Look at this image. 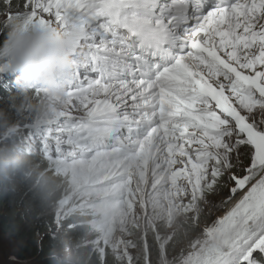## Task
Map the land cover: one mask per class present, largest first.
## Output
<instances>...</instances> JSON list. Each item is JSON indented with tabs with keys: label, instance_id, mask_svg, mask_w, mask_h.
I'll return each mask as SVG.
<instances>
[{
	"label": "snow or ice",
	"instance_id": "6c2138e0",
	"mask_svg": "<svg viewBox=\"0 0 264 264\" xmlns=\"http://www.w3.org/2000/svg\"><path fill=\"white\" fill-rule=\"evenodd\" d=\"M0 14V31H78L55 119L8 102L19 127L0 135L3 179L35 178L50 238L82 229L88 264H260L264 0H0ZM224 193L229 210L193 236ZM81 247L59 264H82Z\"/></svg>",
	"mask_w": 264,
	"mask_h": 264
},
{
	"label": "clouds",
	"instance_id": "9594fccd",
	"mask_svg": "<svg viewBox=\"0 0 264 264\" xmlns=\"http://www.w3.org/2000/svg\"><path fill=\"white\" fill-rule=\"evenodd\" d=\"M7 29V38L0 46V65L8 72L20 73L17 85L22 102L16 107L21 111L30 108L37 123L55 119L67 98V82L78 67L74 59L77 29L43 28L21 20L11 21ZM37 86L47 98L33 95ZM18 127L9 109L0 108V135L15 134ZM10 159L7 153H0V174H10Z\"/></svg>",
	"mask_w": 264,
	"mask_h": 264
},
{
	"label": "trees",
	"instance_id": "16d2710c",
	"mask_svg": "<svg viewBox=\"0 0 264 264\" xmlns=\"http://www.w3.org/2000/svg\"><path fill=\"white\" fill-rule=\"evenodd\" d=\"M3 21L0 20V24ZM7 31V28L0 31V46H3L7 38ZM4 74L14 84L4 88V85L0 83V108H5L8 102L18 106L22 101L18 96L17 79L12 78L14 77L13 74ZM7 81L8 79H4V83ZM29 188L32 190L29 191ZM40 191V186L35 184V178L21 180L16 184H12L6 182L3 179V175L0 174V227L2 231L15 236L22 255L26 253L31 257L38 258L37 260L42 261V264H59L53 258L54 253L59 251L64 252V247L70 248L73 251V246L80 243L82 247L78 259L81 260L82 264H88L87 249L83 247L82 229H67L68 234L62 237L63 243L60 240L53 241V239H46L44 242L41 235L51 230V221L48 216H42L38 211L37 196ZM214 205L213 208L217 210L222 208L215 207ZM202 221L203 219H201Z\"/></svg>",
	"mask_w": 264,
	"mask_h": 264
},
{
	"label": "rangeland",
	"instance_id": "374dc122",
	"mask_svg": "<svg viewBox=\"0 0 264 264\" xmlns=\"http://www.w3.org/2000/svg\"><path fill=\"white\" fill-rule=\"evenodd\" d=\"M4 18H6V16L4 14H0V20L3 21ZM1 74H4V72H2ZM19 75L20 73L15 74L14 78H17ZM3 80H4V76L1 77L0 83L5 84ZM223 196H226V193L221 194L220 196H212L209 198L212 203L210 205L203 206L204 207V212L202 213L203 221L201 222L200 228L197 230V232H194L192 234L193 236H195L199 231H202V229L206 224L210 225L218 217L226 214V212L229 210L228 207H223L220 210L213 208V205L218 204L219 201L223 198ZM230 206L231 205H229V207ZM50 233L51 230L46 231L41 235L43 237L44 242L46 239H52L50 238ZM53 241L56 240L53 239ZM184 244H186V241L184 242ZM184 244H181L177 247V252L179 251L180 247L184 246ZM75 249H76V245L73 246V251L56 252L54 253L53 258L59 262V258H68L69 256H72L73 253L75 252ZM10 256H15L16 259L11 260ZM37 259L38 258L31 257L29 256V254L26 253L22 255V253L19 251V246L15 236L14 235L11 236L9 233H4L0 227V264H42V261H39Z\"/></svg>",
	"mask_w": 264,
	"mask_h": 264
},
{
	"label": "bare ground",
	"instance_id": "6f19581e",
	"mask_svg": "<svg viewBox=\"0 0 264 264\" xmlns=\"http://www.w3.org/2000/svg\"><path fill=\"white\" fill-rule=\"evenodd\" d=\"M4 20H5V18H4ZM4 73H9V75H11V74H13V75H15V74H17V73H11V72H8V71H3ZM17 79V78H16ZM13 88H15V87H13ZM223 208V207H222ZM221 208V209H222ZM257 255L259 256V257H261V260H260V264H264V253H257ZM261 255V256H260Z\"/></svg>",
	"mask_w": 264,
	"mask_h": 264
}]
</instances>
